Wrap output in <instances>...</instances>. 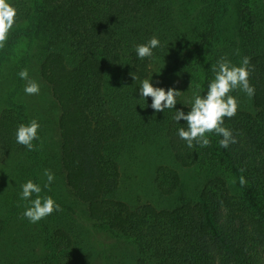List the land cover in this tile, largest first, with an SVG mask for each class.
Instances as JSON below:
<instances>
[{
  "label": "trees",
  "instance_id": "1",
  "mask_svg": "<svg viewBox=\"0 0 264 264\" xmlns=\"http://www.w3.org/2000/svg\"><path fill=\"white\" fill-rule=\"evenodd\" d=\"M8 3L17 17L0 69L21 37L38 45L39 72L61 109L60 152L46 153L41 127L31 150L16 142L19 125L35 118L19 90L9 93L0 108V264H93L80 205L94 227L136 244L138 264H264V0ZM153 36L160 46L138 58L136 45ZM224 56L236 66L250 58L255 89L252 97L231 93L238 112L224 126L237 143L223 148L222 137L210 134L208 147L189 148L178 136L186 122L173 116L189 111L197 85L206 95L212 66ZM144 79L181 91L176 109L157 113L150 97L141 99ZM145 152L171 162L154 178L166 206L132 205L122 195L123 167ZM45 169L54 174L49 187ZM191 170L201 180L194 188ZM29 180L60 206L37 223L23 216L36 198H21ZM61 184L66 193L57 191Z\"/></svg>",
  "mask_w": 264,
  "mask_h": 264
},
{
  "label": "clouds",
  "instance_id": "2",
  "mask_svg": "<svg viewBox=\"0 0 264 264\" xmlns=\"http://www.w3.org/2000/svg\"><path fill=\"white\" fill-rule=\"evenodd\" d=\"M17 9L8 3V0H0V49H3L7 43L10 30L16 23ZM160 46L158 38L153 36L146 44L136 45L135 51L138 58L145 59L152 57L153 49ZM250 58L244 57L240 66L233 65L226 56L221 57L215 65L212 66L214 78L208 84L206 95L199 94V86L197 91L193 93L191 106L187 113L183 109H176L177 97L181 95V91L177 88L155 87L149 79H144L139 87L141 99L147 100L151 98L150 107L157 113L164 112L165 109H176L173 120L180 123L181 120L186 122V127L178 130L180 139L186 141L189 148L194 145L200 147H208L211 143L208 136L216 134L221 136L219 145L228 148L230 144L237 143L231 130L224 126L225 118H233L238 112V100L231 95L235 90H241L249 97L254 95V86L250 84ZM21 79L27 81L24 92L27 95H38L40 85L34 80L29 79L28 71L21 70L18 73ZM133 79L138 77L131 74ZM179 83V81H177ZM189 88H191V83ZM39 123L33 119L29 124L19 125L16 132V142L31 150L33 141L39 139L38 130ZM47 177L49 187L54 181V174L48 170H44ZM246 181L243 177L240 179L241 185ZM21 198L30 200L33 194L35 199L30 200V206L23 212V216L31 223H37L54 211H59L60 206L56 204L51 196L41 197L42 188L29 180L22 186Z\"/></svg>",
  "mask_w": 264,
  "mask_h": 264
},
{
  "label": "rangeland",
  "instance_id": "3",
  "mask_svg": "<svg viewBox=\"0 0 264 264\" xmlns=\"http://www.w3.org/2000/svg\"><path fill=\"white\" fill-rule=\"evenodd\" d=\"M13 28L10 30L8 37L11 35ZM4 49V48H3ZM0 49V58L2 50ZM39 49L36 43L30 39L21 37L13 46L10 58L4 60L0 69V108L3 105L5 97L9 93H16V97L25 102L28 108L39 123L45 137V148L48 154H59L60 152V130L58 127V119L61 112L60 105L52 93L51 86L42 77L39 72ZM24 60L25 68L29 74V79L34 80L40 85L38 95H27L24 92L27 81L24 79H14V69L18 68V61ZM22 60V61H23ZM20 61V62H22ZM160 64V63H156ZM180 80V79H175ZM177 83V82H176ZM247 97V94L245 95ZM246 100V99H245ZM45 153V155H46ZM141 156L138 163H127L124 167L123 175V191L122 195L132 204L137 205L143 202H154L160 205H168V196L161 195L155 185L154 178L156 168L161 163H171L168 161V155L165 154L153 160V153L145 152ZM5 166L0 164V195L3 191L2 177L5 175ZM201 181L199 176H196L194 170H191V184L193 188L197 181ZM57 187V191L66 193V188L61 184ZM82 212L81 228L85 235V240L90 245L88 258L93 264H138L137 257L139 250L134 242L129 239L119 237L108 230L94 227L85 211L83 205H80Z\"/></svg>",
  "mask_w": 264,
  "mask_h": 264
}]
</instances>
